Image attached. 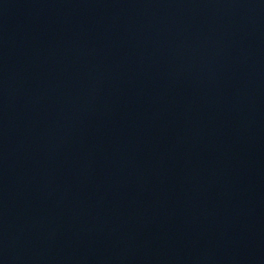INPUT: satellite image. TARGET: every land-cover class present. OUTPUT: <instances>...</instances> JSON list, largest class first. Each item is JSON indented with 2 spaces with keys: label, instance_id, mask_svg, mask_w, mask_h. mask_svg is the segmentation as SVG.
<instances>
[{
  "label": "water",
  "instance_id": "water-1",
  "mask_svg": "<svg viewBox=\"0 0 264 264\" xmlns=\"http://www.w3.org/2000/svg\"><path fill=\"white\" fill-rule=\"evenodd\" d=\"M0 264H264V0H0Z\"/></svg>",
  "mask_w": 264,
  "mask_h": 264
}]
</instances>
